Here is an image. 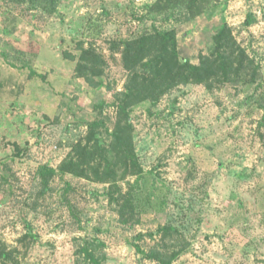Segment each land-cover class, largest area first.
Wrapping results in <instances>:
<instances>
[{
    "label": "rangeland",
    "instance_id": "1",
    "mask_svg": "<svg viewBox=\"0 0 264 264\" xmlns=\"http://www.w3.org/2000/svg\"><path fill=\"white\" fill-rule=\"evenodd\" d=\"M54 3L0 0V264H79L80 239L94 237L106 264H158L146 254L164 225L187 245L172 264H264V0ZM223 23L257 76L212 90L190 83L132 107L141 171L116 179L133 226L94 177L56 175L40 194L38 167L57 168L90 123L110 144L123 40L174 30L181 58L197 63ZM89 46L100 85L77 75Z\"/></svg>",
    "mask_w": 264,
    "mask_h": 264
},
{
    "label": "trees",
    "instance_id": "2",
    "mask_svg": "<svg viewBox=\"0 0 264 264\" xmlns=\"http://www.w3.org/2000/svg\"><path fill=\"white\" fill-rule=\"evenodd\" d=\"M54 1L50 0L53 7ZM251 21L252 16L248 15L245 23L249 24ZM80 48L77 75L90 85L103 84L95 50L92 46ZM70 57L74 59L73 55ZM121 59L127 75L122 89L115 93L111 102L116 109L117 119L110 133V144L106 145L99 131V123L92 122L88 125L86 136L73 145L57 168L40 165L37 174L40 194L51 190L50 183L56 175L94 177L110 183V201L116 205L120 221L133 226L134 223L130 222L134 212L133 207L129 208L131 200L122 193L116 179L117 170H121L124 175H134L141 171L133 141L130 118L132 107L145 100L156 104L170 90L190 83H200L212 90L231 81H254L259 67L249 59L246 50L239 45L226 23L214 34L212 50L201 55L197 63L181 58L174 30H155L134 39L123 40ZM260 122L264 123V114ZM70 190L71 185L65 183L62 198L68 205L70 200L67 194ZM158 233L160 237L146 257L158 264H172L187 245L180 237L179 230L172 225H164ZM80 240L79 264L83 261L86 264H106L100 251L103 243L98 238Z\"/></svg>",
    "mask_w": 264,
    "mask_h": 264
}]
</instances>
